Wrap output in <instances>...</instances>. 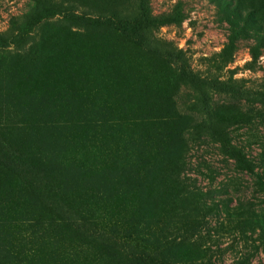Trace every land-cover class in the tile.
<instances>
[{"label":"rangeland","instance_id":"obj_1","mask_svg":"<svg viewBox=\"0 0 264 264\" xmlns=\"http://www.w3.org/2000/svg\"><path fill=\"white\" fill-rule=\"evenodd\" d=\"M38 1L43 14L38 13ZM156 20L152 52L97 19ZM0 264H146L77 233L34 195L172 264H264V0H0ZM249 94H212L247 167L195 129L171 60Z\"/></svg>","mask_w":264,"mask_h":264},{"label":"trees","instance_id":"obj_2","mask_svg":"<svg viewBox=\"0 0 264 264\" xmlns=\"http://www.w3.org/2000/svg\"><path fill=\"white\" fill-rule=\"evenodd\" d=\"M38 13L43 14V6L41 1H38ZM100 24H108L118 29L122 35L126 38H131L138 44H141L148 48L152 52H159V49L148 45L147 31L156 22L149 14L147 6L143 5L141 13L138 19L134 21L125 20L123 18H104L97 19ZM23 32L17 33V35L10 40H6L0 36V48L15 42L16 38L23 35ZM172 62L175 64L181 78L188 83L195 91H197L198 110L201 115L199 122L196 124L195 129L199 132L208 134L215 142L219 144V147L225 155L232 158L240 166L247 167V159L245 154L236 147L226 131L222 128L221 118L215 115L212 111V94L223 93L229 94L233 97L239 98L249 94L247 89H243L240 86L233 83H226L224 81L213 80L205 77H201L195 72L191 71L185 60L182 57L181 51L176 52L171 56ZM11 162L20 166L28 176V185L34 195L40 198L52 211L56 212L61 219L66 221L77 233L87 238H95L106 243H110L113 246L123 250L126 254L138 259L146 264H172L165 259H158L154 255L148 252L142 251L130 245L125 240H118L111 237L112 227L109 232L101 231L96 228H91L84 222L77 219L73 213L67 209L62 203L58 201L56 197L51 196L48 191L45 190L42 185L37 172L33 167L24 164L22 161L17 160L12 155L7 156Z\"/></svg>","mask_w":264,"mask_h":264}]
</instances>
